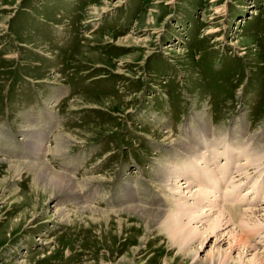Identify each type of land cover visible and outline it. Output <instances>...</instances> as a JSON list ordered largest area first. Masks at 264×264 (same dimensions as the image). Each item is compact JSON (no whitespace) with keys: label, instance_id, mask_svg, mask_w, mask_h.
I'll list each match as a JSON object with an SVG mask.
<instances>
[{"label":"rangeland","instance_id":"1","mask_svg":"<svg viewBox=\"0 0 264 264\" xmlns=\"http://www.w3.org/2000/svg\"><path fill=\"white\" fill-rule=\"evenodd\" d=\"M62 133L78 140L57 150ZM231 136L263 158L230 166L227 184L244 183L226 206L234 226L206 235L201 219L180 247L158 220L123 212L171 210L158 178ZM263 161L264 0H0V264H264ZM43 165L78 193L36 192ZM243 210L261 216L243 226L259 255L236 238Z\"/></svg>","mask_w":264,"mask_h":264},{"label":"bare ground","instance_id":"2","mask_svg":"<svg viewBox=\"0 0 264 264\" xmlns=\"http://www.w3.org/2000/svg\"><path fill=\"white\" fill-rule=\"evenodd\" d=\"M95 11H97V10H95ZM28 131L30 132V130L23 132L24 133L23 135H26V133ZM64 134H66V133L59 134L57 136V138L54 140V142H55L54 144H56L57 150L63 149V147H65L69 143V140H74V141L78 140V139H75L74 137H72L70 133H67L66 134L67 136ZM238 134L240 135V133H238ZM65 137H67L66 142L64 140H62V138H65ZM162 137L164 139L163 141H167V143L169 141H173L168 134H164V135H162ZM234 138H236V137L231 136L230 141H227L224 138H220L217 141V143L205 142L204 147L202 148L203 151L205 150V153H203L202 150L199 152V151L194 150V149H188L189 151H187V149H186V153H184V154L188 157V159H186V160L185 159H178V160H182L181 161L182 163H180V165L175 163L174 165L172 164L168 167L169 177L158 178V180L163 183L164 187L166 186L165 188H167V187L170 188L169 190L172 193L171 194L172 200H173L174 205H175L174 207H172L171 210L169 209V210L162 211L161 209L160 210L155 209V211H151V210H146L142 207H130V208L127 207L125 209H122L123 212L134 213V212L139 211V212H142V215H144V216H150L154 221L158 220L163 225L165 230L168 232L170 239L173 240L175 243H178V245H180V247L183 246L184 244H187L188 239H192L191 235L194 236V234H199V232H198L199 229L194 227L193 224H195L197 221L201 222V219H204L205 221H207V225L206 224L202 225V226H205L204 228L206 229V232H205L206 235L209 232H214L216 229H218L222 225L223 221H225V224H228L229 226H234V220L235 219L233 218V216L230 215V212L228 211V208H226V206L227 205L236 206V204H239L237 202H240V201L234 199V197H237V196H235V194L237 195V193H239V195H240L239 199L242 200L244 198V195L242 194L240 189H237L239 187H242L241 185H243L244 183H240L239 186L237 184L234 186L233 183L227 184L228 180L225 181V179L228 177V175L231 172V171H229L230 166L235 165V164H233V161L238 162L240 160H244V162H243L244 166H251L253 163H255L256 165H261L259 163L263 159L261 153H259V152L257 153V151H256V153L251 152V148H250L251 144L247 143L248 144L247 146L246 145L245 146H238V145H236V143H235L236 141ZM28 141L31 144L35 145L37 140H35L34 138L33 139L31 138V139H28ZM53 149H54L53 151H55V148H53ZM55 152L58 153V155L64 153L62 151H60V152L55 151ZM188 154L190 157L188 156ZM251 160H252V162H251ZM176 161H174V158H173L172 162H176ZM7 164H8L7 165L8 168H9L8 170H10L12 173L14 170H18L21 167L23 169L29 167L26 165H19V164H16V165L10 164V163H7ZM209 164L214 165L216 167V169L214 167H212V169L209 168V166H208ZM175 167H179V168L175 169ZM31 171H34L33 173H35L34 176L32 177V180L34 182V188H35L36 192L39 190L38 185H40L42 188L45 189L44 190V191H46L45 195H49V197H51V198L53 196H58V195L72 196V195H75L78 193V190H76L74 187V183H75L74 180H71L67 177H63L61 175H56L55 173H52V170L46 168L44 165L41 166L40 168L36 167L35 169H32ZM224 173H225V175H224ZM259 174H260V172H259ZM228 178H230V177H228ZM177 180H179L180 182L183 181V182L191 183V185H187V186L179 185L178 186V184L176 182ZM172 182H174L175 184L169 185V183H172ZM236 182H238V181H236ZM239 182H240V180H239ZM229 185H233L234 188L233 187L231 188ZM256 185L257 184L253 185V188L255 190L257 187ZM184 189H186V191H185L186 194H188L190 192L193 193V195H194V196L192 195L194 198L193 203L197 207H193L195 205L189 203L188 199L186 198L187 195H186V197H183L180 195H178V197H177V195L176 196L173 195V193H175L177 190H178V192L180 190L183 192V194H185ZM245 191H243V192H245ZM42 192H43V190H42ZM219 195H220V197L221 196L226 197V199H227V197H233L234 203L229 204L228 200L223 199V198H222L223 199L222 201H219V197H218ZM209 199H211V200H209ZM206 200H207V202H206ZM29 204H30V202H29ZM204 204L205 205L207 204V206H209L213 209L215 208L216 212L210 213L212 210L210 208L211 210H209L207 213V211H205V209L208 207H206ZM24 205H25V202H23L20 205V208H23ZM216 207H217V209H216ZM79 210H86V211L93 212V213L107 215L104 212L97 211V209L95 210V209L87 208V207H80ZM201 211L203 212L201 214V215H203L202 216L203 218H200V215H197ZM120 212L122 213V211H120ZM250 213H251L250 214L251 216L253 215L254 219H252V217L248 216V213L246 210L239 212V216H240L239 225L240 226H238L239 228L237 230L242 231V233H240V235H237L236 238L239 239V242L241 244V248H243L245 250V247H246L247 252L249 251V249H253V251L255 252V255H259L258 254L259 249L256 248L255 246L251 247L248 244V237L247 236L244 237V235H243V231H244L243 229H246L243 226L248 227L250 221L253 222V225H250V226H253V228H254V226L255 227H258V226L260 227V225L262 226L261 216L257 214L258 212H256L255 210H251ZM68 214H69L68 209L67 210L60 209L58 211V217L60 218V220H62L64 222L66 221L69 223ZM211 215H216L215 216L216 218L214 220L210 219L209 217ZM26 217H27V214H25L22 217V219L25 220ZM212 218H214V217H212ZM263 222H264V220H263ZM252 229H251V231H252ZM232 230L230 231V234L235 233ZM191 231H195L196 233L191 234ZM251 233H255V235L259 234V233L255 232V230L252 231ZM255 255H254V257H255ZM22 264H24V263H22ZM240 264H241V262H240Z\"/></svg>","mask_w":264,"mask_h":264}]
</instances>
